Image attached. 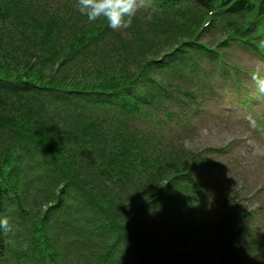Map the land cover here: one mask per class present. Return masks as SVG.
I'll use <instances>...</instances> for the list:
<instances>
[{
  "label": "trees",
  "instance_id": "obj_1",
  "mask_svg": "<svg viewBox=\"0 0 264 264\" xmlns=\"http://www.w3.org/2000/svg\"><path fill=\"white\" fill-rule=\"evenodd\" d=\"M191 1L201 21L211 11L222 18L228 36L251 28L245 14L264 16V0ZM72 20L48 14L29 30L24 21L0 24V215L10 225L0 230V264H264V212L218 202L222 187L207 194L202 178L189 184L197 152L133 124L171 122L174 112L185 121L191 102L162 80L196 74L200 61L224 71L223 53L199 42L200 30L181 31L159 60L137 62L105 51L104 18L89 27ZM63 38L71 39L65 50H53ZM20 101L34 106L19 109ZM118 189L133 192L132 208L116 200ZM61 224L70 239L64 252L51 238ZM73 228L81 234L70 238Z\"/></svg>",
  "mask_w": 264,
  "mask_h": 264
},
{
  "label": "rangeland",
  "instance_id": "obj_2",
  "mask_svg": "<svg viewBox=\"0 0 264 264\" xmlns=\"http://www.w3.org/2000/svg\"><path fill=\"white\" fill-rule=\"evenodd\" d=\"M138 2L142 6L137 9L133 23L129 28L113 29L109 27L106 52L109 50L110 53H113V49L118 48L120 54L127 55L137 62H142L148 58L159 60L165 55V52L173 47L178 41L177 39L182 37L179 36L182 34L181 31L191 33L192 30H200L198 40L207 46L226 36L227 28H222L220 17L207 16L213 18L211 26L207 28L208 25H204L205 21H201L205 17L203 9L191 0H138ZM0 8L6 10L3 15L0 14V24L4 23L6 27H10L11 21L16 22L19 26H22L24 21L27 23L25 30H29L48 14L56 22H61L63 18L71 16V20L75 18L79 24L84 26L89 27L97 24L95 23L96 20L89 22L86 16L79 13L77 0H0ZM102 18L98 19L101 20ZM251 18L252 15L249 14H245L244 19L240 15V19L246 22L250 21ZM195 21L197 22L194 24ZM176 23L178 25L174 27L170 25ZM64 26L62 23L60 28L64 30ZM11 29L13 30V28ZM113 32L118 33L116 41L119 42L120 38L124 39V41L119 42L121 44L119 47H117L118 42H113ZM70 41L71 39L63 38L59 41L60 44L54 46L53 50L64 51L65 45H69ZM111 42L113 43L111 44ZM260 43V40H254L249 45H244L247 51L238 49L235 43L229 44L227 48H221L226 58L223 57L220 60V67L225 69L226 74H221L220 79L217 74H214L211 64L200 61V68L196 72L205 73L217 82L221 80L228 83V90L225 88H222L223 90L218 89L215 91L217 97L212 98L210 95L206 99L201 97L200 90L194 91L193 98L196 99L199 108H195L194 111L198 109V114L192 115L191 110L188 111L189 116L182 126L177 127L172 124L170 125L172 130L170 132L167 126L139 125L137 122H133L142 132L149 130L156 138L157 136L165 137L164 145L171 142L170 138L173 137L171 143L174 144V148L179 145L181 140L189 150L203 152L205 159L214 166L209 172V176L228 188V197L237 206V210L243 212L245 209L255 208V213L260 210L264 212V154L257 152L258 146L264 148V142L258 141L264 137V132L258 136L264 130V106L261 105L264 101V95L258 93L255 82L251 81L250 73L255 70L264 72V62H262L263 66L260 65V62L251 55L258 56L259 51L262 52ZM218 48L220 47H216V49ZM214 56L219 59L218 53ZM87 69L90 70L91 67ZM162 81L166 85L170 82L172 88L175 86L176 97L186 99L182 94L189 91L186 84L187 76L183 77L182 74L179 77L169 75ZM220 84L222 83L220 82ZM199 85L196 81L195 86L198 88ZM202 85L205 84L202 83ZM179 87L181 88L180 91H178ZM201 91H204V88ZM23 102L20 101L17 105L19 109L27 110L29 106H34ZM259 124H262V127H258ZM12 140L10 139V141ZM204 172L206 173V171ZM203 173H199L198 176L207 175ZM118 193L119 189L114 193L117 197L116 200H123L130 206L129 208H132L130 197L133 192L129 194L120 193L123 198L118 196ZM137 203L141 205L140 200L138 202L135 200V205ZM255 221L254 216L249 219L250 224H254ZM31 222L41 223L37 214L32 215ZM42 224L45 225V223ZM75 226L79 229L78 223ZM53 228L54 236L51 238L54 240V245L64 252L69 247L70 239L66 237L69 230L64 224L55 225ZM33 229L35 228L27 227L26 232L30 231L29 239L35 241V230ZM76 234L81 233L74 229L70 233V238ZM21 237L22 235H18V238ZM259 237H262L264 249V235H259ZM71 254L72 251L69 250L67 255L71 256ZM25 264H27L26 261Z\"/></svg>",
  "mask_w": 264,
  "mask_h": 264
},
{
  "label": "clouds",
  "instance_id": "obj_3",
  "mask_svg": "<svg viewBox=\"0 0 264 264\" xmlns=\"http://www.w3.org/2000/svg\"><path fill=\"white\" fill-rule=\"evenodd\" d=\"M78 11L87 17L89 22L103 17L110 28H129L137 9L141 7L138 0H77ZM257 86L258 93L264 95V73L259 70L250 73ZM257 152L264 154V148L257 147ZM10 227L7 217L0 215V230Z\"/></svg>",
  "mask_w": 264,
  "mask_h": 264
}]
</instances>
